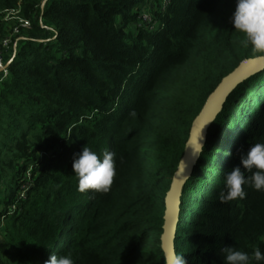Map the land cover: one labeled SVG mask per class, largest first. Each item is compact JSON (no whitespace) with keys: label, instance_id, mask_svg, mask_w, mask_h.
I'll return each instance as SVG.
<instances>
[{"label":"trees","instance_id":"16d2710c","mask_svg":"<svg viewBox=\"0 0 264 264\" xmlns=\"http://www.w3.org/2000/svg\"><path fill=\"white\" fill-rule=\"evenodd\" d=\"M146 1L163 0H0V14L19 9L30 23L0 81V264L52 253L165 264V197L192 123L225 76L264 53L233 31L236 0H168L149 11L152 26L139 18ZM257 142L264 69L228 95L184 186L174 248L186 264H223L225 246L264 252V191L218 198L225 171ZM84 146L116 154L106 193L77 190Z\"/></svg>","mask_w":264,"mask_h":264},{"label":"clouds","instance_id":"9594fccd","mask_svg":"<svg viewBox=\"0 0 264 264\" xmlns=\"http://www.w3.org/2000/svg\"><path fill=\"white\" fill-rule=\"evenodd\" d=\"M230 22L233 31L241 35L240 44L243 47L264 53V0H236ZM115 155L111 151L98 154L86 146L75 153L72 172L77 181V190L81 193L88 190L108 192L117 174ZM246 186L255 191H264V142L250 145L247 151L239 153V164L225 171L218 198L222 203L243 199L247 195ZM220 253L223 264H264V252L259 247L249 253L225 246ZM45 264H74V260L70 253H52ZM173 264H186L183 255H176Z\"/></svg>","mask_w":264,"mask_h":264},{"label":"water","instance_id":"95a60500","mask_svg":"<svg viewBox=\"0 0 264 264\" xmlns=\"http://www.w3.org/2000/svg\"><path fill=\"white\" fill-rule=\"evenodd\" d=\"M264 69V56L241 62L237 68L225 76L208 96L201 111L194 119L188 141L170 188L165 197L163 232L161 249L167 264H173L176 257L174 239L179 222L181 197L186 181L206 143L208 129L221 112L228 95L242 82Z\"/></svg>","mask_w":264,"mask_h":264},{"label":"rangeland","instance_id":"374dc122","mask_svg":"<svg viewBox=\"0 0 264 264\" xmlns=\"http://www.w3.org/2000/svg\"><path fill=\"white\" fill-rule=\"evenodd\" d=\"M159 4L161 3H156L154 1H146L147 7L145 9H142L141 14L142 15L147 14L149 17V14H148L149 11L151 10L153 12L154 8L158 6ZM19 19H20V16L15 11H12V10L4 11L3 13L0 14V39L5 36L11 35V40H12L11 45L16 43L19 36L22 35L21 33L24 32L25 30L24 28L20 26ZM135 27H137V25H130L129 29L132 32H134ZM15 28L19 29V32L17 34L13 33V30ZM24 187H27L26 183L22 185V189ZM1 226H3V219L1 222ZM2 233H3V229L0 230V236H2Z\"/></svg>","mask_w":264,"mask_h":264},{"label":"built area","instance_id":"2783aa9c","mask_svg":"<svg viewBox=\"0 0 264 264\" xmlns=\"http://www.w3.org/2000/svg\"><path fill=\"white\" fill-rule=\"evenodd\" d=\"M167 2H168V0H163L161 2V4L163 5L162 9H164ZM12 11H15L18 14L19 9L12 10ZM148 14H149V17L147 14L142 15L140 13L139 18L141 19V21L143 23H147L148 25L152 26L154 22H152V17L150 15V13H148ZM19 21H20V26L22 28L27 29L30 27L29 20L20 17ZM18 32H19L18 28H15L13 30V33H15V34H17ZM11 44H12L11 35L5 36V37L0 39V81L7 78L8 74H9L7 64L5 63V56L8 52H10V54L12 52L15 53V44L16 43L13 45H11Z\"/></svg>","mask_w":264,"mask_h":264},{"label":"crops","instance_id":"0c3cea01","mask_svg":"<svg viewBox=\"0 0 264 264\" xmlns=\"http://www.w3.org/2000/svg\"><path fill=\"white\" fill-rule=\"evenodd\" d=\"M6 55L9 56L10 55V52H8Z\"/></svg>","mask_w":264,"mask_h":264}]
</instances>
